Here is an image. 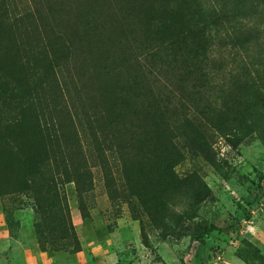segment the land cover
Masks as SVG:
<instances>
[{"label":"rangeland","instance_id":"rangeland-1","mask_svg":"<svg viewBox=\"0 0 264 264\" xmlns=\"http://www.w3.org/2000/svg\"><path fill=\"white\" fill-rule=\"evenodd\" d=\"M140 1H5L8 14L26 9L27 19L7 34L12 43L8 55L0 44V62L3 56L11 60L15 50L23 51L22 57L39 50L34 71L37 75L45 72L44 82L62 101L60 96H64L69 115L76 114L80 122V138L88 149L89 182L84 193H79L69 178L58 175L57 192L50 202H41L39 210L32 206L37 195L15 192L20 167L0 168V191L4 192L0 193V264H211V259L219 260L214 250L221 245L230 246L248 264H262L247 244L256 246L264 257V142L255 134L245 135L233 146L229 137L204 123L200 125L207 138L204 151L185 138L176 140L183 153L174 166L176 174L196 173L212 192L199 205L197 218L185 223V235L180 238L159 236L138 199L126 189L117 156L123 140H104L99 148L90 141L81 114L98 113L109 101L119 102L112 88L119 86L120 60L130 64L129 73L139 62L137 73L151 81L166 82L171 77L141 58L142 24L138 22L147 9ZM247 30L251 41L244 48L237 43L232 46L227 38L214 40V60L208 67L228 77L238 60L234 51L247 55L246 59L264 57V10L240 31ZM30 64L34 66L31 59ZM225 77L223 82L228 80ZM130 109L134 107H123L125 114H132ZM128 115L124 119L135 123ZM35 184L41 185L39 178ZM200 219L219 227L203 243L190 237Z\"/></svg>","mask_w":264,"mask_h":264},{"label":"trees","instance_id":"trees-1","mask_svg":"<svg viewBox=\"0 0 264 264\" xmlns=\"http://www.w3.org/2000/svg\"><path fill=\"white\" fill-rule=\"evenodd\" d=\"M5 1L0 0V44L8 55L12 43L7 34L21 27L27 18L26 9L8 14ZM137 3L147 9L138 22L142 24L141 58L149 59L157 70L171 77L166 82L151 81L137 73L139 62L129 73L130 64L124 65L125 60L119 56V86L112 88L119 102L109 101L100 112L81 115L90 141H95L94 148L103 145L104 140H123L117 156L126 189L138 199L159 236L180 238L185 235V223L197 218L199 205L212 192L198 174H176L174 166L183 157L176 140L185 138L204 151L207 138L200 125L206 123L229 137L233 146L252 133L264 142V57L246 59L247 55L234 51L238 60L228 77L208 67L214 60V40L227 38L232 46L237 43L243 48L251 41L250 31L240 30L250 19L263 15L264 0ZM38 53L32 50L31 55L22 57L23 51L15 50L11 60L3 56L0 62V168L20 167L21 179L15 192L37 195L32 206L40 210V203L50 202L57 192L58 175L69 178L77 191L84 193L89 169L78 117L69 115L64 96H60L62 101L44 82L45 72L37 75L34 71ZM30 59L34 66H27L31 65ZM224 77L228 78L226 82L222 81ZM126 106L134 107L130 109L132 114L124 113ZM139 109L144 116L139 115ZM127 114L134 117L135 123L124 119ZM38 178L40 186L35 184ZM218 229L215 223L200 219L190 237L203 243ZM141 235L146 243L143 232ZM247 244L264 264L259 249Z\"/></svg>","mask_w":264,"mask_h":264},{"label":"crops","instance_id":"crops-1","mask_svg":"<svg viewBox=\"0 0 264 264\" xmlns=\"http://www.w3.org/2000/svg\"><path fill=\"white\" fill-rule=\"evenodd\" d=\"M196 241V240H193ZM221 248V249H220ZM218 250H214L217 254V259H211L209 263L211 264H247L244 260H242L233 250H230V246L224 247L223 245L220 246ZM209 250V248H207ZM213 250H209L211 253ZM220 251V253H218ZM223 257L220 259V257Z\"/></svg>","mask_w":264,"mask_h":264}]
</instances>
